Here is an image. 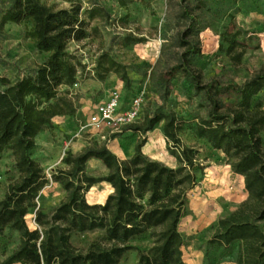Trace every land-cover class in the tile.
<instances>
[{
	"label": "trees",
	"instance_id": "16d2710c",
	"mask_svg": "<svg viewBox=\"0 0 264 264\" xmlns=\"http://www.w3.org/2000/svg\"><path fill=\"white\" fill-rule=\"evenodd\" d=\"M2 12L0 26L31 21L27 33L39 52H48L33 74H27L0 89V152L8 149L14 159L18 177L7 184L0 198V232H17L18 244L0 264H121L129 252H136V264H188L182 252L184 238L179 224L187 211L190 191L196 185L193 168L195 150L181 143V125L174 113H155L140 125L130 128L143 134L127 159H120L106 145L90 147L79 154L67 152L63 162L67 169L52 175L62 184L66 196L50 212L35 210V226L26 215L36 208L40 189L48 182L39 162L32 156L36 137L52 124L54 117L71 115L75 106L63 86L77 82L81 62L68 51L70 41L90 35L88 20L98 9L81 12V5L55 9L42 0H9ZM234 24L224 27L221 40L227 43V55L240 63L246 45L238 39ZM185 47L180 63L166 74L183 71L205 94L209 104L206 117L189 124L195 136L212 148L221 150L231 171L243 178L246 197L231 215L219 219V229L208 241L203 264H218L239 245L237 264H264V108L253 103V97L264 90V67L240 84H223L211 80L202 84L194 72L191 57L201 52L198 42L182 39ZM107 70L121 72L127 80L124 65L105 56ZM133 94L132 96H134ZM131 96V97H132ZM236 96L237 100L225 102ZM164 120L162 132L172 143V154L179 165L170 167L148 158L142 152L145 134ZM91 158L101 160L108 169L96 179L85 171ZM106 181L112 189L104 203H90L86 192L96 182ZM101 230L102 241L84 247L73 238L87 231ZM148 236L152 243L141 249L133 244ZM215 254V255H214Z\"/></svg>",
	"mask_w": 264,
	"mask_h": 264
},
{
	"label": "rangeland",
	"instance_id": "374dc122",
	"mask_svg": "<svg viewBox=\"0 0 264 264\" xmlns=\"http://www.w3.org/2000/svg\"><path fill=\"white\" fill-rule=\"evenodd\" d=\"M55 9L69 8L73 3L81 5L83 16L88 9H98L88 20L90 35L80 41H70L68 51L74 53L82 66L77 82L63 86L69 92L75 106V114L82 118L96 105L106 100L114 89L120 90L121 107L124 110L133 94H141L143 103L137 118L113 134L111 128L86 131L67 145L75 133L77 122L71 115H62L36 137L32 156L39 162L48 177L36 198V208L26 215L30 227L35 226V210L50 213L66 196L62 184L52 179L59 169H67L63 162L67 152L79 154L90 147L106 144L120 159L134 153L135 144L143 134L131 126L140 125L155 113H174L181 129V143L195 152L196 185L190 191L187 211L179 229L184 238L182 252L188 264H203L208 241L219 229V219L228 217L238 207L244 196L243 178L231 171L221 150L212 148L204 139L188 128L201 117L207 116L208 101L203 92L195 89L194 82L183 71L166 74L182 60L185 49L182 39L198 42L201 52L191 57L190 63L202 84L218 80L223 84H240L264 67V0H42ZM10 4L0 0V18ZM234 24L240 34L238 39L246 45L240 63H234L227 55V43L221 40L224 27ZM31 21L6 23L0 26V78L13 83L17 78L33 74L46 59L48 52H39L27 33ZM105 56L124 65L127 80L121 72L107 70ZM7 83L0 81V89ZM225 102L237 100L236 96ZM253 103L264 108V90L256 94ZM164 120L145 134L147 142L142 152L148 158L170 167L179 165L172 154V143L162 132ZM264 146V129L261 132ZM85 171L101 179L108 169L101 160L91 158ZM19 173L8 149L0 152V198L7 184ZM112 192L106 181L92 185L85 196L90 203H104ZM264 230V220L260 221ZM101 230L76 235L73 242L84 247L102 241ZM152 240L146 236L133 244L141 249L149 247ZM18 234L10 229L0 232V261L17 246ZM239 245L228 255L217 259L218 264H237ZM215 255V254H214ZM136 252H129L121 264H136ZM21 264V263H15Z\"/></svg>",
	"mask_w": 264,
	"mask_h": 264
},
{
	"label": "built area",
	"instance_id": "2783aa9c",
	"mask_svg": "<svg viewBox=\"0 0 264 264\" xmlns=\"http://www.w3.org/2000/svg\"><path fill=\"white\" fill-rule=\"evenodd\" d=\"M120 90L114 89L109 97L96 105L95 109L86 114L85 117L75 116L77 127L75 133L69 138L67 145L72 144L75 138H80L86 131L98 132L105 127L111 128L113 134L121 132V127L127 123L133 122L143 103L141 94H135L129 100L127 107L122 110Z\"/></svg>",
	"mask_w": 264,
	"mask_h": 264
},
{
	"label": "crops",
	"instance_id": "0c3cea01",
	"mask_svg": "<svg viewBox=\"0 0 264 264\" xmlns=\"http://www.w3.org/2000/svg\"><path fill=\"white\" fill-rule=\"evenodd\" d=\"M58 117H59V116L54 117L53 120L57 119ZM243 194H244V196H246V193H245V192H244Z\"/></svg>",
	"mask_w": 264,
	"mask_h": 264
}]
</instances>
